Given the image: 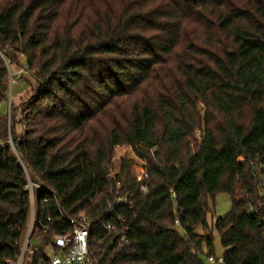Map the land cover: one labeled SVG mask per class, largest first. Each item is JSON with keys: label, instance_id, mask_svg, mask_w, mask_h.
Returning a JSON list of instances; mask_svg holds the SVG:
<instances>
[{"label": "trees", "instance_id": "1", "mask_svg": "<svg viewBox=\"0 0 264 264\" xmlns=\"http://www.w3.org/2000/svg\"><path fill=\"white\" fill-rule=\"evenodd\" d=\"M18 58L33 84L9 118ZM118 144L144 181L128 156L109 174ZM239 157L264 159V0H0V264L32 207V264L81 214L92 264H207L212 229L225 264H264V202ZM217 193L231 205L209 225Z\"/></svg>", "mask_w": 264, "mask_h": 264}, {"label": "built area", "instance_id": "2", "mask_svg": "<svg viewBox=\"0 0 264 264\" xmlns=\"http://www.w3.org/2000/svg\"><path fill=\"white\" fill-rule=\"evenodd\" d=\"M125 145L118 144L114 147V158L116 162H119L121 157L119 151H122ZM238 161L242 164H246L250 168V176L255 184L258 194L261 196L264 202V159L245 160L243 157H239ZM118 165V164H117ZM114 168L109 169V174L112 176ZM147 177L145 167L143 164L139 167V171L135 173L136 181H144ZM28 189L30 191V200L32 197V184L28 183ZM142 193L146 192L144 184L141 186ZM171 197L174 198V193L171 192ZM121 199L120 201H124ZM248 212L253 214L256 212L252 207H248ZM72 223V221H70ZM264 223V219L262 220ZM174 225L178 226V219H174ZM89 221L84 215L79 216V221L73 223V227L70 231L64 234H56L52 239V246L48 244L45 246V262L39 260L37 264H92L87 247ZM45 228L42 227L41 232H44ZM39 228L35 219V213L33 207L30 209L28 222L22 233L21 240L19 241L18 254L7 261L6 264H32L33 256L38 251V247L42 240L38 236ZM50 250V254L46 250ZM207 264H225L222 254L221 255H208L206 256Z\"/></svg>", "mask_w": 264, "mask_h": 264}, {"label": "rangeland", "instance_id": "3", "mask_svg": "<svg viewBox=\"0 0 264 264\" xmlns=\"http://www.w3.org/2000/svg\"><path fill=\"white\" fill-rule=\"evenodd\" d=\"M18 65H10L8 66L5 62L8 70V76H7V93H6V101L2 103L1 108L3 111L7 114V116L10 118V115L12 113L11 111V104L19 105L21 99L23 98V90L28 88V84H33V79L28 74V72L24 68V61L23 58H18ZM28 90V89H27ZM18 131L20 130V127L18 126ZM120 157L122 156H128V158H131L133 160V172L136 173L139 171V167L141 164H145L144 160L137 157L132 149H130L127 146H124L122 151H119ZM113 158V157H112ZM116 158H114V162L111 168L116 169L118 162H116ZM209 208L210 210L206 213V220L207 223L210 225L216 218L223 217L227 211L230 208V199L229 196L223 193H217L213 200L209 199ZM195 231L197 233H206L207 230L203 228H196ZM212 242H213V253L214 255L218 256L221 255L223 252V249L220 244L219 235L217 232L212 229ZM46 252L50 254V250L47 249ZM200 258L203 262L206 263V257L204 254L200 255Z\"/></svg>", "mask_w": 264, "mask_h": 264}]
</instances>
